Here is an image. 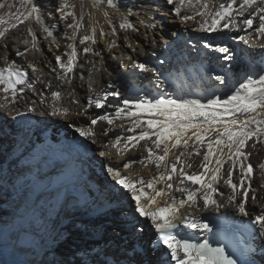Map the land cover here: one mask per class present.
Segmentation results:
<instances>
[{
	"label": "bare ground",
	"instance_id": "bare-ground-1",
	"mask_svg": "<svg viewBox=\"0 0 264 264\" xmlns=\"http://www.w3.org/2000/svg\"><path fill=\"white\" fill-rule=\"evenodd\" d=\"M8 2L15 5L12 12H16V9L23 11L22 0H8ZM69 2L75 5L74 11L77 15L81 12V2L84 4L83 23L85 27L77 33L78 37L83 35L88 28L89 17L95 21L97 42L92 47L94 51L100 53L99 56L90 53L84 54L82 49L85 45H80L78 39L73 42L63 38L65 31L71 33L72 30L66 29L64 22L59 25L52 19L51 11L56 8L59 0H34L35 5L40 9L42 21L53 31L51 37L53 44L49 47L46 46V34L41 31L40 26L34 20L27 21L7 33V44L4 40H0V48H3V52L0 51V67L5 66L4 58L6 57L9 62H15L29 73L31 79H34L31 69L27 66L29 62H33L45 73L40 77V80L45 83L51 81L53 90H56V86L60 85V89L65 93L72 91L74 96L80 99L81 104L86 103V97L90 94L88 91L90 82L96 91L107 89L109 82H112L115 88L119 89L120 98L135 99L145 95L150 98H160L163 95L165 98L200 99L201 102H206L208 98H226L249 74L254 78L264 74V48L259 47L262 41L254 39L250 41L249 45H245L237 38L239 35H246L244 32L236 33L229 29L219 32L196 31L194 29L197 25L194 21H188L187 24L181 23L179 18L172 13L170 21L167 22L170 23V27H164L161 34H158L156 26L155 29L146 28L139 22L140 20L143 19L146 24L163 25V15L167 9L159 6L160 0H116L120 5L119 11L108 7L106 0H100V6L96 9L92 8L91 0H69ZM128 9L134 13L129 19L138 28L137 32L124 31L119 28L120 14ZM5 11L7 10H0V15H3ZM105 12L108 13L107 17L103 15ZM5 19L8 17L5 16ZM53 25L55 27H52ZM27 26H31L36 33L41 51H31L24 57H20L16 55V50L24 51L25 46L20 40L21 34L26 35ZM113 27L116 29L115 36L110 34ZM101 29L107 34L104 37L99 36ZM249 31L255 36L254 30ZM113 40L116 46L109 48L108 45ZM153 40H155V44L152 43ZM70 42L74 43L78 50V61L72 74L73 83L71 86L60 84L55 79L56 74L51 70L55 66V55L70 51L65 48V45ZM205 44H208L209 47H205ZM217 47H228L232 59L225 60V54L215 51ZM6 49L10 51L7 56ZM127 56H132L138 62L146 63L154 71L141 72L135 69L126 59ZM93 63L100 71L97 72L93 68L90 78L88 70L92 68ZM217 76L222 77L224 83L214 79ZM35 88L37 89L36 93L25 88L24 92L20 94L21 99H18L15 104H8L6 109H0V153H6L3 155L4 159L0 161V186L2 187H0V264H50L53 257L64 256L57 250V245H62L61 238L65 231L75 232L72 227L67 226L65 220L66 216L71 215L75 209L87 210L76 216L75 221L82 223L85 218H88L90 222L87 223V226L91 229L87 234H84V230L81 228L76 230L77 244L69 243L59 248L68 254L79 255L81 264H103L102 261H99L104 255L110 259L104 264H129L130 260L139 259L147 260L148 264H175L164 246L155 250L151 248L150 251L147 248L146 257L143 255L134 256L132 250L127 246V242L130 241L131 248L135 246L138 250H146L145 245L147 243L149 245L155 235L154 231L153 237H149L152 229L149 221L136 218L138 227L143 229L142 235H137L132 231L129 223L133 218L132 213L127 211L124 216H118L116 213L108 215V208H118L117 205L122 202L124 195L120 192L116 194L117 189L110 184V181L115 182L112 177L109 176V182L101 180L102 174L106 170V164L120 166L123 161L116 155L114 149L111 150L110 157H100L99 152L103 150L102 144L108 143L114 134H131L121 132L119 127L114 128L108 137H101L99 133L107 125L98 124L95 144L91 139L83 137L90 144L92 151L96 152V156L94 157L93 153L85 160L74 161L62 178L56 179L58 171H55L45 177L51 176L49 180L38 179L37 183L48 188L49 191L45 195L39 196L38 204L34 208L27 209L23 205L29 186L26 177L30 173L31 161L41 146L44 143H60L58 137L61 135L64 136V139L80 136L75 129L88 127L90 118L96 114H103L104 111L90 108L83 115H69L67 118L52 116L49 114L51 111L49 103H39L41 99L39 93L41 92L49 102L51 101L49 89L40 82L35 84ZM71 99L72 97L65 95L62 103L75 113L78 111V105H72ZM109 99L113 104L117 101L113 97ZM33 100L37 101L36 111L29 112L26 102L30 103ZM3 102L0 99V103ZM107 111L113 112L114 108H108ZM17 115L31 116V125L27 128L15 127L12 118ZM6 117L10 119L9 123L4 119ZM115 123L117 125L124 123L125 128L128 126L127 121L117 120ZM6 134L11 140V144L8 142ZM251 143L250 141L249 145ZM246 150L251 149L247 148ZM252 151L253 154L250 156L249 162L256 165L258 162L264 161V145H257L256 150ZM127 157L139 159L140 151L133 150L126 154ZM186 159L193 163L194 168L198 169L202 156L186 157ZM214 162L213 158V164ZM227 167L226 164L225 168ZM129 171L134 177L140 176L148 179L155 174L156 170L153 165L144 167L136 164ZM255 171L256 177L253 180V186L257 187L258 199L256 202H252L251 199L247 202L246 209L249 213L247 216L240 215L233 206L227 203H224L218 210L211 207L204 210L201 202L200 210L185 207L181 209V212L198 216L201 223H207L211 229L215 224L229 218L253 221L261 211V204L264 203L259 199L264 196V189L258 188L261 180L259 169L257 168ZM238 175L237 170L234 172V182H238L235 180ZM69 181L74 186V190L78 192L76 204L66 198L61 191V187ZM216 186L223 195H216L214 198L221 202L226 201L231 190L222 181ZM157 187H161V185H157ZM146 191L150 192L148 189ZM176 195L179 196V194ZM101 213L105 216H100ZM181 227L183 233L192 242H203L207 239L212 243L219 240L213 229L211 232H204L198 229H188L182 225ZM221 230L222 236L225 237L226 228L224 225ZM99 237L103 239L105 245L111 243L112 247L105 246V249H100L99 245L102 241L100 242ZM72 239L75 240V237ZM225 239L228 243L234 240L230 241L226 237ZM40 240H43V244L40 243ZM251 245L253 247L252 255L256 262L264 264V237L259 235L258 226L253 234ZM152 246L153 244H151ZM212 246L214 245L212 244ZM166 254L167 257H165Z\"/></svg>",
	"mask_w": 264,
	"mask_h": 264
},
{
	"label": "snow or ice",
	"instance_id": "snow-or-ice-1",
	"mask_svg": "<svg viewBox=\"0 0 264 264\" xmlns=\"http://www.w3.org/2000/svg\"><path fill=\"white\" fill-rule=\"evenodd\" d=\"M165 2L172 6L171 13L179 18L181 23L194 21L197 25L194 29L196 31L219 32L229 29L236 33L244 32L246 35L237 37L239 41L249 45L254 39L260 40L262 43L259 47L264 48V0H165ZM106 4L117 11L120 9L116 0H106ZM91 6L94 9L98 8L100 0H91ZM14 7L15 5L8 0H0V10H7L0 15V40L7 44V33L30 20H34L47 37L53 36V31L42 21L40 9L34 0H22L23 11L16 9V12H12ZM80 8L81 12L77 15L74 4L69 0H59L56 7L59 20L65 23L66 29L72 30L71 33L65 31L63 38L73 42L78 39L80 45H85L82 49L84 54L99 56L100 53L94 51L92 47L97 42V28L91 17L84 34L77 36L85 27L83 2ZM103 15L107 17L108 13L105 12ZM133 15L131 9L120 14L121 30L138 31L136 25L129 19ZM5 16L8 19H5ZM139 22L146 28L155 29V23L146 24L143 19ZM249 30H254L255 36ZM25 32L26 35L21 34L20 40L25 46L24 51L16 50V55L20 57L31 51H41L33 28L27 26ZM110 34L116 35L114 27ZM105 35L107 34L101 29L99 36ZM152 43L155 44V40ZM115 46L114 40L108 45L109 48ZM204 46L209 47L208 44ZM65 48L70 51L56 54L55 66L51 70L56 74L55 79L60 84L71 86L72 74L78 61V50L72 42L67 43ZM215 51L225 54V60L232 59L228 47H217ZM126 59L141 72L154 71L146 63L138 62L132 56H127ZM4 65L0 67L2 94L0 99L4 101L0 103V109H6L8 104H15L21 99L20 94L25 88L36 93L35 84L40 82L49 89L51 101L49 102L41 92L39 103H49L51 109L49 114L52 116L67 118L69 115L86 114L90 108L104 110L103 114H96L90 118L88 127L75 129L81 137L91 139L93 144L97 142L98 124L107 125L101 129L99 133L101 137H108L116 127H119L121 132L131 133L114 134L108 143L102 144L103 150L99 155L110 157L111 150L114 149L116 155L123 161L120 166L106 164L105 169L115 183L129 195V212L133 217L129 223L134 233L137 235L143 233V229L138 227L137 217L149 221L158 237L153 245L162 244L175 264H238L224 247H214L207 239L203 242H192L175 232V229L182 225L188 229L212 231L207 223H201L198 216L181 212L185 207L200 210L201 202L204 210L210 207L218 210L227 203L240 215L247 216L249 214L246 209L247 202L249 199L252 202L258 199L257 187L253 186L257 168L261 177L258 188L264 189V161L256 165L249 162L252 150H256L257 145H264V74H260L258 78L249 74L226 98H208L206 102H201L200 99L165 98L163 95L160 98H150L146 95L135 99L120 98V91L112 82H109L107 89L99 91L94 90L90 82L88 87L90 94L86 97V103L81 104L80 99L75 97L72 91L65 93L60 89V85L53 90L51 81L45 83L40 80L45 73L35 63L29 62L27 65L34 79H31L29 73L15 62H9L6 57ZM93 68L97 72L100 71L93 63L92 68L88 70L90 78ZM214 79L224 83L222 77L217 76ZM65 95L72 97L70 100L72 105H78L77 112L73 113L70 107L63 105ZM110 97L118 98L115 104L110 101ZM36 105L35 100L26 102L27 111L35 112ZM108 108H114V111L108 112ZM117 120L127 121L128 126L125 128L124 123L117 125L115 123ZM250 141L252 143L249 145ZM247 148L251 150H246ZM133 150L140 151L139 159L126 158V154ZM193 156H202L198 169L186 159ZM136 164L144 167L153 165L155 174L148 179L134 177L129 170ZM237 170L239 175L235 180L238 182H234V172ZM221 181L231 190L223 202L214 198L216 195H223L216 186ZM259 199L264 201V196ZM252 223L258 226L259 235L264 237V203L261 204V211ZM132 252L137 257L147 256V250H138L135 246ZM129 264H148V261L130 260Z\"/></svg>",
	"mask_w": 264,
	"mask_h": 264
},
{
	"label": "rangeland",
	"instance_id": "rangeland-1",
	"mask_svg": "<svg viewBox=\"0 0 264 264\" xmlns=\"http://www.w3.org/2000/svg\"><path fill=\"white\" fill-rule=\"evenodd\" d=\"M160 7H162L163 9H167L165 12H164V15H163V25H156V30L157 31H159V33L158 34H161L160 32H163V28L164 27H170V23H167L168 21H170V15H171V12H170V8L172 7V6H170V5H167L166 4V2H165V0H160V5H159ZM55 7H57V6H55ZM52 19H54L55 20V22H57L59 25H62V21H60L59 20V13L58 12H56V8L55 9H53L52 11ZM158 28V29H157ZM47 38V39H46ZM46 41H45V43L47 44L46 46H48L49 47V45H52L53 44V38H51V37H47L46 36ZM123 42V41H122ZM0 51H2L3 52V48L1 47L0 48ZM9 49H6V56L7 55H9ZM116 99H118V98H116ZM5 120H6V122L7 123H9L10 122V119H8L7 117L6 118H4ZM6 137L8 138V142H10V144H11V140H9V137H8V135L6 134ZM8 148V147H7ZM7 148H6V150H7ZM95 155H94V157L96 156V152L95 151H92ZM92 153V154H93ZM1 154V153H0ZM6 153H4V154H1L0 155V161L1 160H3L4 159V156L3 155H5ZM3 157V158H2ZM103 159H105V158H103ZM105 161V160H104ZM101 180H104V181H108L109 182V180H110V178H109V175L107 174V172H106V170H104V174H102V179ZM110 184H112V186H114L117 190H116V194H118V192H120V193H122L123 195H124V197L122 198V202H120V204L119 205H117V206H119L118 208L116 207H109L108 208V215H113V214H117L118 216H124V215H126V212L127 211H129V205H130V198H129V195L125 192V190H123L119 185H117L115 182H113V181H110ZM1 187V186H0ZM2 188V187H1ZM102 196V195H101ZM85 211H87V210H77V209H75V211H73L72 213H71V215H67L66 216V218H65V220L67 221V226H69V227H72L73 228V230H75V232H64L63 233V237L61 238L62 240H61V243H62V245H57V250L60 252V253H62L64 256H58L57 258H54L53 257V261H51V262H49L50 264H81L80 263V261H79V255H77V256H74V255H71V254H68L66 251H63L61 248H59L60 246L61 247H63V246H65V244H69V243H72V244H77V241H76V239L78 238L77 237V234H76V230H79L80 228L82 229V230H84V234H87L88 233V230L89 229H91V228H89L88 226H87V223L88 222H90V219H88V218H85V221H83L82 223H79V222H77V221H75L76 220V216H78L80 213H82V212H85ZM105 216V214L103 215L102 213L100 214V216ZM0 223H1V221H0ZM61 223V222H60ZM152 228V227H151ZM58 231V230H57ZM153 232H154V229L152 228L151 229V235L149 236V237H153ZM155 235H156V233H154ZM155 235H154V237H153V240H154V238H155ZM72 237H75V240H73L72 239ZM99 240H100V242L102 241V243L99 245L100 246V249L102 248H106V247H109V248H111L112 246V244L110 243V244H107V245H105L104 243H103V239L101 238V237H99ZM153 240L151 241L150 240V242H149V245H145V248H146V250H147V248H148V250L150 251V249L152 248L151 247V244H153ZM40 243H42L43 244V240L41 241L40 240ZM127 246L130 248V250H132V248H131V242L130 241H128L127 242ZM106 246V247H105ZM114 247V246H113ZM106 252V251H105ZM84 254V253H83ZM105 254V253H104ZM103 254V255H104ZM85 255H87V253H85ZM113 256L115 257V260H117V258H116V256H115V254H113ZM104 257V258H103ZM167 257V256H166ZM102 260H100L99 262H103V264L104 263H106V262H109L110 261V259H107V257H106V255H104V256H102V258H101Z\"/></svg>",
	"mask_w": 264,
	"mask_h": 264
}]
</instances>
